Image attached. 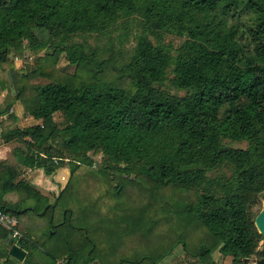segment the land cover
Wrapping results in <instances>:
<instances>
[{"label":"trees","instance_id":"16d2710c","mask_svg":"<svg viewBox=\"0 0 264 264\" xmlns=\"http://www.w3.org/2000/svg\"><path fill=\"white\" fill-rule=\"evenodd\" d=\"M42 49L26 77L47 81L8 103L34 123L0 136L22 145L18 167L0 162V209L19 221L9 246L28 252L3 264H41L45 217L47 264H159L178 246L190 264L261 256L264 0H0V90L14 57ZM71 66L86 81L67 79ZM65 165L67 185L40 210L25 170ZM10 233L0 225V240Z\"/></svg>","mask_w":264,"mask_h":264},{"label":"rangeland","instance_id":"374dc122","mask_svg":"<svg viewBox=\"0 0 264 264\" xmlns=\"http://www.w3.org/2000/svg\"><path fill=\"white\" fill-rule=\"evenodd\" d=\"M134 35H131L130 42L133 44L135 41ZM178 42V40H176ZM47 53V49L40 50L37 54L31 52L30 50L27 52L26 57L28 58V63L24 61L21 57H14L13 61L10 62L11 65L14 66V70L16 72L12 75L9 73V80L8 82L5 81V87L0 90V105L4 103L1 108H6L7 106L10 107L8 112H4L3 114H0V120L6 119V124L0 129V136L7 132L8 130L15 129L18 126H24L25 120H30V115L23 114L21 106L18 104V102H13L12 104L8 105L9 100L11 96H14V94H17V89L21 86V84L25 85L27 87V90L31 91V94H33V86L35 88L36 85L44 83L47 81V79L36 76L27 78L26 74H28L29 69L36 64V60L38 56L44 57V55ZM51 62L53 59L50 60ZM29 64V65H27ZM66 64L63 63L62 59L60 58L59 63H57L56 67H60L62 69L63 66ZM60 69H57L61 71ZM61 72L53 71L52 78H55L56 75H61ZM12 76V77H11ZM70 79L74 83H80L86 81V73L83 70H75L72 66L67 71V79ZM3 116V117H2ZM5 117V118H4ZM21 117V119L19 118ZM23 117V119H22ZM55 120L58 123L60 127H63L66 125L67 120L62 112H58L55 114ZM27 125V124H26ZM0 137V162H5L13 166L18 167V159L14 153V149L17 148L19 145L17 142L10 143L9 145H4L3 141ZM4 145V146H3ZM97 163L94 165L98 167V163L100 164V161L102 158L100 156H96ZM21 166V165H20ZM37 173V174H36ZM24 176L27 177L33 184L37 186V188L42 192L44 196V203L41 204L40 208L42 209L43 206L48 202H53L55 198L57 197V194L61 192V190L67 185L69 179H70V168L68 165H65V167L56 170L53 174H47L44 169H35L34 172L30 171V169L25 170ZM38 182V183H37ZM18 193H11L10 200H17L19 198ZM264 195V194H263ZM263 203H264V197H263ZM40 209V210H41ZM31 214V211H29L28 215ZM34 219H37L35 216H32L30 218V221L32 222ZM46 220H43V218H40V220L44 221L43 225L38 226V231L36 232V235H34L37 246L35 247V250L33 251V256L36 262L39 263H50L52 262L53 258L49 255H46L44 252L47 245L44 244L47 237V224L48 220L47 217H45ZM47 221V222H46ZM11 235V234H10ZM169 256V260L174 257L176 259L173 264H190L185 260V255L183 252V249L181 246H178L174 252ZM167 256V257H168ZM13 257V256H12ZM64 259V256L61 257V259ZM214 258L217 260V264H232L230 258H225L222 256V254L217 250L214 253ZM2 259V258H1ZM253 258H251L249 261L252 263ZM1 264V262H0Z\"/></svg>","mask_w":264,"mask_h":264},{"label":"water","instance_id":"95a60500","mask_svg":"<svg viewBox=\"0 0 264 264\" xmlns=\"http://www.w3.org/2000/svg\"><path fill=\"white\" fill-rule=\"evenodd\" d=\"M255 223L259 232L264 236V203L256 215ZM9 252L11 256L19 261H24L27 256V251L16 243L11 246ZM252 264H264V248L262 249V258L254 260Z\"/></svg>","mask_w":264,"mask_h":264},{"label":"built area","instance_id":"2783aa9c","mask_svg":"<svg viewBox=\"0 0 264 264\" xmlns=\"http://www.w3.org/2000/svg\"><path fill=\"white\" fill-rule=\"evenodd\" d=\"M53 162L55 164H58L59 159L57 157H54ZM18 222L19 221L16 216L5 213L3 210L0 209V225L11 231V236L17 240L22 236L20 231L17 229ZM253 262L254 260H252V263ZM58 264H67V262L64 259H61L58 260Z\"/></svg>","mask_w":264,"mask_h":264},{"label":"crops","instance_id":"0c3cea01","mask_svg":"<svg viewBox=\"0 0 264 264\" xmlns=\"http://www.w3.org/2000/svg\"><path fill=\"white\" fill-rule=\"evenodd\" d=\"M3 103H5V102H3ZM2 105H4V104H2ZM3 117V116H2ZM5 118V117H4ZM19 118V117H18ZM19 119H21V117L19 118ZM22 119H23V117H22ZM26 119V118H25ZM25 119H23L24 121H25V125L24 126H26V124L27 125H30V124H33L34 123V120H33V118H32V116H30V120H25ZM6 120V119H5ZM19 127V126H18ZM17 128V127H16ZM4 144V143H3ZM5 145V144H4ZM3 145V146H4ZM1 146V145H0ZM63 167H65V166H62V167H60L59 169H61V168H63ZM58 169V170H59ZM33 172V171H32ZM37 174V173H36ZM38 183V182H37ZM9 198H11V196H9ZM41 206V205H40ZM41 209V208H40ZM44 224V221H40V222H38L37 224H36V226H35V229L36 228H38V226H40V225H43ZM29 225H30V223H29ZM12 236L11 235H9V236H7L6 238H4V239H1L0 240V262H1V264H3V262H4V260L6 259V257H7V251L8 250H10V246H9V244H10V242L12 241ZM28 253V252H27ZM2 258V259H1ZM63 259V258H62ZM58 260H61V258L60 259H58ZM176 259H174V257L172 258V259H170L169 260V256L168 257H165L159 264H173L174 263V261H175Z\"/></svg>","mask_w":264,"mask_h":264},{"label":"flooded vegetation","instance_id":"af4514ba","mask_svg":"<svg viewBox=\"0 0 264 264\" xmlns=\"http://www.w3.org/2000/svg\"><path fill=\"white\" fill-rule=\"evenodd\" d=\"M263 248H264V239H263V241L261 242V251H262ZM260 258H262V254H261L260 257L257 256V258H254L253 260H255V259H260Z\"/></svg>","mask_w":264,"mask_h":264}]
</instances>
